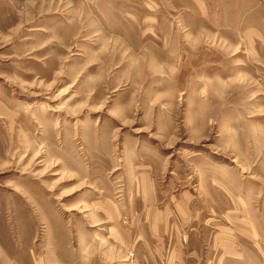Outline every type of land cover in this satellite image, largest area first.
I'll return each mask as SVG.
<instances>
[{
	"label": "rangeland",
	"instance_id": "374dc122",
	"mask_svg": "<svg viewBox=\"0 0 264 264\" xmlns=\"http://www.w3.org/2000/svg\"><path fill=\"white\" fill-rule=\"evenodd\" d=\"M149 182L262 217L264 0H0V264H162Z\"/></svg>",
	"mask_w": 264,
	"mask_h": 264
},
{
	"label": "crops",
	"instance_id": "0c3cea01",
	"mask_svg": "<svg viewBox=\"0 0 264 264\" xmlns=\"http://www.w3.org/2000/svg\"><path fill=\"white\" fill-rule=\"evenodd\" d=\"M147 186V196L142 194V208L150 239L158 249L157 259L162 264H244L247 261L264 264V207L262 217L252 207L233 211L226 217L227 223L215 225L214 233L205 239L197 225L202 210L192 194L170 196L162 203L154 185L149 182ZM211 224V221L205 222L203 226ZM143 241L134 242L146 243Z\"/></svg>",
	"mask_w": 264,
	"mask_h": 264
}]
</instances>
